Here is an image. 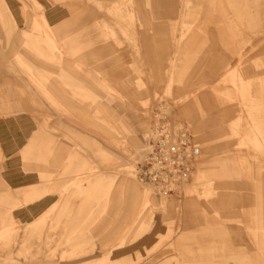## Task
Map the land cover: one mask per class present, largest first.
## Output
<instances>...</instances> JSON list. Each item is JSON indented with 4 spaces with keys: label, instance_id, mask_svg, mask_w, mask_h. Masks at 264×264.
I'll return each mask as SVG.
<instances>
[{
    "label": "rangeland",
    "instance_id": "1",
    "mask_svg": "<svg viewBox=\"0 0 264 264\" xmlns=\"http://www.w3.org/2000/svg\"><path fill=\"white\" fill-rule=\"evenodd\" d=\"M160 105L201 148L170 197ZM0 117V264H264V0H0Z\"/></svg>",
    "mask_w": 264,
    "mask_h": 264
},
{
    "label": "built area",
    "instance_id": "2",
    "mask_svg": "<svg viewBox=\"0 0 264 264\" xmlns=\"http://www.w3.org/2000/svg\"><path fill=\"white\" fill-rule=\"evenodd\" d=\"M146 142L148 152L138 167V179L160 196L177 194L200 160L199 143L189 128L171 121L162 105L155 110Z\"/></svg>",
    "mask_w": 264,
    "mask_h": 264
},
{
    "label": "crops",
    "instance_id": "3",
    "mask_svg": "<svg viewBox=\"0 0 264 264\" xmlns=\"http://www.w3.org/2000/svg\"><path fill=\"white\" fill-rule=\"evenodd\" d=\"M47 27H49L48 24ZM182 76V73L178 75V81H180ZM18 122H20L19 127ZM25 138L26 134L23 130L22 119L19 121L17 119H11L9 122H7L0 117V150L6 157H16L15 155L17 152L23 148ZM17 165V160L11 161L9 164H7L10 169L2 175L5 182L13 189L21 188L24 183H30L34 180L33 177L24 176L22 171L18 170ZM28 189L38 190L39 186H31ZM46 189H52V187H50V183H48L47 180ZM32 212L37 213L39 211L33 210Z\"/></svg>",
    "mask_w": 264,
    "mask_h": 264
}]
</instances>
